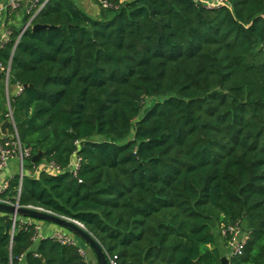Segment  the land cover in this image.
I'll list each match as a JSON object with an SVG mask.
<instances>
[{"label": "trees", "instance_id": "16d2710c", "mask_svg": "<svg viewBox=\"0 0 264 264\" xmlns=\"http://www.w3.org/2000/svg\"><path fill=\"white\" fill-rule=\"evenodd\" d=\"M103 1L48 0L0 44L3 138L29 149L0 197L78 221L115 264H221L236 223L228 264H264V0ZM35 222L0 212V264H89Z\"/></svg>", "mask_w": 264, "mask_h": 264}, {"label": "built area", "instance_id": "2783aa9c", "mask_svg": "<svg viewBox=\"0 0 264 264\" xmlns=\"http://www.w3.org/2000/svg\"><path fill=\"white\" fill-rule=\"evenodd\" d=\"M48 0H30V5H31V11L32 12V17L37 14V12L47 3ZM215 1V2H213ZM102 5L105 7L107 6V3L101 0ZM203 2L210 6H219L223 5L224 2L223 0H212L211 2L204 1ZM22 3V0H6L5 2L0 4V15L6 11V10H16ZM27 25L23 26L21 30L19 31V36L24 32L26 29ZM8 34L10 31L7 32ZM16 46V42L14 43V47ZM0 70H4L3 67L0 66ZM7 72V71H6ZM17 91H20V87L18 88ZM8 120H10V125L14 127V123L12 118L10 117ZM1 126V124H0ZM5 135V134H4ZM0 137V172L5 168L7 165V162L14 156L18 155L19 157V171H18V176L20 180L22 179L24 175V160L28 156L29 149L24 148L20 145L19 140L17 138V135L11 136V140H8L7 138ZM74 168H77V164H74ZM8 181L9 178L5 179H0V193L3 192L4 190L7 189L8 187ZM20 189V185H19ZM18 189V191H19ZM0 202L7 203V204H15L17 203L19 206H22L18 203V201L12 202L9 199L6 198H1L0 197ZM25 207H31V208H36L43 210L38 207H33V206H25ZM45 211V210H44ZM49 212V211H47ZM51 213V212H50ZM17 217L13 218V221L15 222ZM28 221V220H27ZM36 224V229H37V238L41 237L39 236V228L40 225L35 222ZM220 235L221 237L225 240L226 247L228 249L229 256L232 255H241L243 252V249L245 247L246 241H247V232L245 231L244 227L240 223H236L234 225H229L226 227H222L220 229ZM72 234H64L61 232H57L56 234L53 235V237L61 242V243H68V244H76L74 238L71 236ZM81 251V250H80ZM83 254V252L81 251ZM115 258L116 256L113 257H108L107 262L108 264H115Z\"/></svg>", "mask_w": 264, "mask_h": 264}, {"label": "water", "instance_id": "95a60500", "mask_svg": "<svg viewBox=\"0 0 264 264\" xmlns=\"http://www.w3.org/2000/svg\"><path fill=\"white\" fill-rule=\"evenodd\" d=\"M32 20V18H31ZM31 20L28 25L31 24ZM50 27L49 25H41V24H32L31 28L33 31L39 29H45ZM7 77V76H6ZM0 78H2L1 70H0ZM26 85H23L25 87ZM10 125V120H5L2 122L0 126V130L2 133H7V128ZM41 157V153H38L33 157V161L38 160ZM0 212L5 214H10L12 218L15 217H26L33 220L46 221L52 224H55L64 230L68 231L70 234L74 235L78 239H80L84 244H86L94 254L95 263L96 264H108L106 254L97 240L80 224L78 221L67 218L64 216H60L54 213H50L44 210L19 206L17 203L15 204H7L0 202ZM89 264H93V260H88ZM221 264H228V258L226 256L221 257Z\"/></svg>", "mask_w": 264, "mask_h": 264}, {"label": "crops", "instance_id": "0c3cea01", "mask_svg": "<svg viewBox=\"0 0 264 264\" xmlns=\"http://www.w3.org/2000/svg\"><path fill=\"white\" fill-rule=\"evenodd\" d=\"M5 1L6 0H3V2H5ZM30 11H31L30 0H22V3L19 6V8H17L16 10H12V11L6 10L0 15V44L5 42L9 38L10 33L8 34L7 33L8 31H13L14 29H17L18 31H20L23 26L29 24L32 17L29 18V20L26 23H24L23 20H24L25 15L29 14ZM3 71L4 70H1V75H2ZM6 76H7V73H5L4 78H3V76H2V78L4 80L5 90L7 93V77ZM16 90H18V88L16 86H12V89L10 90V92L9 91L8 92L13 93ZM4 134L5 133H2L0 130V137H2ZM17 161L18 160H16V157H12L7 162V165L5 166V168H3V170L0 172V179L10 178L13 175L18 173L19 164ZM222 239L223 238L221 237L220 242H219L220 243V249L224 253L222 255V257L226 256L228 258L229 257L228 249L226 247V244L224 245V242ZM223 247H226V249H227L226 252L224 251L225 249H222ZM79 248L82 252L84 251L81 249L80 246H79ZM84 252H86V251H84ZM93 264H96L95 263V257L93 260Z\"/></svg>", "mask_w": 264, "mask_h": 264}, {"label": "rangeland", "instance_id": "374dc122", "mask_svg": "<svg viewBox=\"0 0 264 264\" xmlns=\"http://www.w3.org/2000/svg\"><path fill=\"white\" fill-rule=\"evenodd\" d=\"M204 1L211 2L212 0H204ZM74 2L81 10H83L84 12H86L89 15H92L95 18L99 17L101 9L103 8L101 0H74ZM213 2H215V1H213ZM213 2H211V3H213ZM14 157H16V160L19 159L18 155L14 156ZM17 162L19 164V160ZM23 220L27 221V219H23ZM35 221L40 225L39 236H53L57 232H61V233L70 235V233L68 231L64 230L63 228H61L55 224H52V223H49L46 221H40V220H35ZM71 236L74 238L75 243L77 245H79L82 250L86 251V252L83 251V255L88 260L89 259L94 260V254L89 249V247L86 244H84L82 241H80L79 239L74 237L73 235H71ZM222 249H225L224 250L225 252L227 251L226 247H223Z\"/></svg>", "mask_w": 264, "mask_h": 264}]
</instances>
